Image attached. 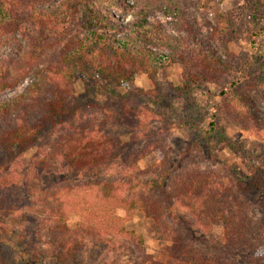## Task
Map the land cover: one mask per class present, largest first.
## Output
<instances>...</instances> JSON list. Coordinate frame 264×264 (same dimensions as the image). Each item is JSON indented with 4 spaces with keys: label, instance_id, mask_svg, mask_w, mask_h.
Returning a JSON list of instances; mask_svg holds the SVG:
<instances>
[{
    "label": "trees",
    "instance_id": "obj_1",
    "mask_svg": "<svg viewBox=\"0 0 264 264\" xmlns=\"http://www.w3.org/2000/svg\"><path fill=\"white\" fill-rule=\"evenodd\" d=\"M198 1L207 13L215 0ZM179 2L0 0V32L31 28L35 49L24 59L0 63V235L17 233L16 242H0V264H72L96 245L107 251L103 264H121L117 251L127 244L133 245L134 264H264V153H240L241 167L224 163L226 174L187 169L141 185L134 175L136 164L160 155V146L121 149L120 136H150L152 123L162 117L128 99L119 108L100 107L96 112L75 96L77 77L106 78L119 87L143 75L153 85L143 94L172 109L160 97L155 78L162 67L178 64L179 92L196 98L198 89L207 101L209 122L207 129L198 127L201 136L235 151L216 124L221 117L260 137L264 115L237 89L248 80L249 88L264 93V0H248L242 11L213 16L210 39H218L225 49L226 42L236 38L235 20L248 25L250 52L237 68L217 50L197 42ZM164 6L172 10L169 26L148 17L151 8ZM24 82L21 93H7ZM203 84L217 88L214 105L200 89ZM174 125L194 127L179 118ZM107 126L110 129L103 131ZM39 140L48 150L39 146L36 161L20 178L13 164ZM119 154L123 162L113 174V159ZM31 191L37 195L32 197ZM139 212L150 219L163 243L155 255L146 254L141 239L126 231V223ZM72 216L78 219L74 229L68 227ZM217 226L224 242L209 252L205 237ZM4 246L16 253L13 261L2 252Z\"/></svg>",
    "mask_w": 264,
    "mask_h": 264
},
{
    "label": "rangeland",
    "instance_id": "obj_2",
    "mask_svg": "<svg viewBox=\"0 0 264 264\" xmlns=\"http://www.w3.org/2000/svg\"><path fill=\"white\" fill-rule=\"evenodd\" d=\"M129 1L132 2L133 0ZM175 1L173 0V2ZM247 4L248 0H215L210 4L207 13L200 8L198 0H180L178 7L187 14L188 22L196 30L198 35L197 42L207 44L212 49L217 50L219 56L231 62L234 64L232 66L237 68L240 59L250 52L247 43L248 25L244 24L243 20H235L234 33L236 38L226 42V49L222 48L218 39L211 40L209 34L214 26V14L227 13L234 10L242 11L247 8ZM141 6L146 5L141 3ZM171 11L166 6L151 8L148 17L169 26L173 19ZM118 16L122 17L124 15ZM126 19L130 20V17L127 16ZM33 35V30L26 27H20L18 30L16 29L9 33L0 32V63L10 64L26 58L31 49L35 50L31 48L30 37ZM161 51L166 55L168 54L164 49H161ZM225 51L230 53V55L225 53ZM181 72L182 68L180 65L171 64L162 67L155 78L158 83L160 97L163 96L172 105V109L161 107L154 98L143 94V92L153 89L149 78L143 75L136 76L130 84L119 87L114 86L106 78L77 77L74 80L76 98L84 105L93 106L92 110H96V112H98L100 107L112 106L119 108L122 100L128 99L137 106L154 110L162 117L161 121L152 123L150 136L130 132H122L120 136L121 149L125 146H131V150L140 149L149 143L160 146L161 156L152 154L139 160L136 164L138 170H135L134 175L141 185L162 177H166L167 180L177 175L180 171L187 169L214 170L220 172V174H226L224 163L241 167L243 163L241 154L243 152L251 154L264 153V132L260 133V137H256L251 131H245L236 125L226 123L221 117H217L216 124L224 133V136L232 143V148L235 151L214 139H205L201 136L198 127L207 129L209 122L205 112V103L207 101L199 95L200 90L198 89H196L198 94L196 98L179 92L178 88L182 83ZM249 83L248 80H245L237 89V92L239 94H248L252 100V105L258 110V113L264 115L263 90L249 88ZM26 84L27 82L19 84L13 91L7 93H21ZM200 89L212 98L210 102L213 105L217 102L215 96H217L218 91L214 85L203 84ZM178 118L182 121L194 123V127L190 129L175 126L174 124L178 122ZM108 128V126L105 127L103 131H108ZM113 130L115 132L116 128H113ZM45 144L46 142L39 140L35 146L22 153L16 159L12 168H14L15 173L20 178H24V168L30 162L36 161L39 146L44 147ZM44 149L48 150L47 147H44ZM128 151L130 152V150ZM117 156L119 157L113 159L115 164L112 165L110 171L113 174L123 162V155L119 154ZM60 173V177L63 179V172ZM58 179L60 180V178ZM147 188L149 189V187ZM31 192L32 197L37 195V191ZM32 202H34L33 198ZM32 208H34V205ZM77 222L78 219L76 217H70L68 227L74 229ZM125 228L128 233L141 239L142 247L146 254L155 255L163 249V243L158 240L157 235L151 229L150 219L143 213H137L132 220L126 223ZM205 240L206 249L209 252H214V248L224 242L222 228L220 226L214 227L211 234L205 237ZM4 241L8 244L16 242L17 233L13 232V235L9 238L6 235H0V242L3 243ZM126 246L127 249L117 251V256L120 257L121 264H134L137 259L132 253L133 245L127 244ZM1 250L10 261H13L16 257V253L6 248V246L2 247ZM106 253L107 251H103L102 246L96 245L95 248H89L78 255L72 264H103L107 258Z\"/></svg>",
    "mask_w": 264,
    "mask_h": 264
}]
</instances>
